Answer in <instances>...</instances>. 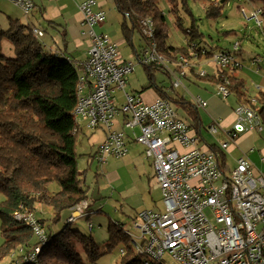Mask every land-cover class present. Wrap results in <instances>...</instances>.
I'll return each mask as SVG.
<instances>
[{"label": "built area", "instance_id": "obj_1", "mask_svg": "<svg viewBox=\"0 0 264 264\" xmlns=\"http://www.w3.org/2000/svg\"><path fill=\"white\" fill-rule=\"evenodd\" d=\"M10 1L25 14L35 6L34 0ZM94 3L95 0H85L79 4L91 46L79 75L75 132H81L83 126L92 131L105 128L107 136L95 154L100 163L109 157L122 159L133 141L143 145L145 156L153 160L156 174L152 189L162 191L164 210H142L133 219L131 226L138 230L141 240L138 243L137 237L129 233L134 251L164 264H264V169L255 171L250 159L242 155L236 159L235 168L226 173L220 153L232 145L231 141L217 144L216 151L204 142L201 133L179 114L169 99L157 97L147 102L140 94L127 93L126 78L134 71L135 64L121 56L118 44L108 35L95 31V25L105 19V12L94 11ZM259 14L260 10L253 17L260 26ZM141 25L148 41L142 48L140 62L164 64L168 66V73L186 76L187 62L182 65L183 71L176 72L159 53L153 39L154 20L142 19ZM33 32L39 37L43 35L38 28H33ZM231 48L211 55L218 68L229 72L244 65L241 43L237 41ZM197 72L202 76L208 73L202 66ZM180 84L177 77L173 87L178 88ZM215 85L222 97L227 99L231 95L227 78ZM118 91L125 98L120 106ZM195 101L198 106L207 105L200 97ZM262 104L255 95L237 106L236 122L227 132L232 140L246 131L264 130ZM209 130L211 134L220 132L216 121ZM86 208L87 201L79 203L69 220L82 216ZM16 217L30 223L41 244L45 243V228L34 213L18 212ZM89 227L94 226L90 223ZM40 249L41 245L36 246L22 260H35ZM121 253H125L124 248Z\"/></svg>", "mask_w": 264, "mask_h": 264}, {"label": "trees", "instance_id": "obj_2", "mask_svg": "<svg viewBox=\"0 0 264 264\" xmlns=\"http://www.w3.org/2000/svg\"><path fill=\"white\" fill-rule=\"evenodd\" d=\"M169 1L171 11L176 12L180 5L189 11V0ZM252 1L260 4V26L264 32V0ZM159 2L114 0L116 9L123 16L121 23L125 40L132 44L133 34L138 31L147 44L148 38L142 32L141 20L152 18L155 30L153 39L158 51L169 61H178L175 62L176 71H181L179 62L186 60L190 71L199 79L217 83L227 78L231 94H236L240 103L247 101L249 96L244 91L245 80L235 74L237 70L229 72L221 69L218 74L207 73L203 76L197 72L202 56H211L213 50L200 45L202 34L194 24L184 29L187 39L185 46L168 43L166 17ZM207 6L209 16L221 14L222 5L219 3L209 0ZM5 40L13 44L14 57L3 53ZM141 53L142 50L137 53L139 60ZM82 63L64 51L46 47L34 34L30 24L15 20L11 21L8 29H0V191L6 195V199L0 203L4 238L2 252L5 254L17 249L23 252L20 257H24L41 245L35 260L27 262L24 259L20 264H84L79 247L83 248L90 260H96L114 246L122 244L125 253L120 264H164L163 261L135 252L131 244L133 238L125 229V223L119 221L109 224L108 239L101 244L91 235L74 228L72 223L75 220L70 221L69 216L59 231L47 232L45 229L47 240L41 244L32 225L16 217L18 212L35 214L39 202L51 207L55 219H59L64 210L73 213L79 203L86 201L87 191L78 169L76 150V137L80 132H75L77 122L74 117ZM145 65L151 81L140 92L153 88L158 97L178 103L184 110L183 118L199 131L203 122L196 103L181 95H171L162 84L154 81L153 70L164 69L162 65ZM257 96L264 102V92ZM260 113L264 118L263 104ZM207 145L216 151L219 149L216 143ZM225 154L224 151L220 153L222 165ZM54 184L58 187L56 191L52 189ZM87 209H90L89 203ZM38 222L45 224L42 218Z\"/></svg>", "mask_w": 264, "mask_h": 264}, {"label": "rangeland", "instance_id": "obj_3", "mask_svg": "<svg viewBox=\"0 0 264 264\" xmlns=\"http://www.w3.org/2000/svg\"><path fill=\"white\" fill-rule=\"evenodd\" d=\"M211 1H215L222 5L221 14L219 16H209L207 14L209 0H189V11L180 5L176 9V12L171 11V3L169 0H160L159 6L166 17L168 43L177 47L185 46L187 44V39L184 29L194 24L202 34L203 41L200 45L205 46L208 50L217 52L223 49L231 50V46L239 41L245 58L258 60L257 63L259 65L260 73L264 74V32L262 27L258 25L257 19L253 17L254 12L260 10L259 2L252 0ZM13 4H10L9 6L12 7L13 10H17L21 16L22 22L26 23L23 11ZM111 14L118 22H116L115 25L110 26L108 34L110 35L111 40H119L123 35L121 23L123 21V16L116 7L112 9ZM260 17L261 15L259 14L258 18L261 19ZM1 20L4 24L0 26V29H8L10 24H8L3 17H0V21ZM143 45H145V40L138 31H135L133 34L132 44L127 40H121L119 42L121 56L125 60L135 64L134 71L128 74L126 78L128 79L126 92L130 94H138L151 81L146 70V65L141 63L137 58V53L141 52ZM2 47L5 55L9 57L15 56L14 46L10 41H3ZM169 62L170 65L172 64L171 67L175 68V62L178 61L174 60V63L171 61ZM184 62H186V60H184ZM184 62L182 61L179 63L183 65ZM200 62L201 65H199L197 69L202 66L205 71H209L213 74H218L219 70H221L216 66L213 59H211V56H202ZM162 66L164 69L153 70L154 81L158 84H162L173 96L183 95L190 101L193 100L194 96H203L205 89L211 86V84L213 86V83L199 79L196 74L191 73L188 67H185V71L190 75L184 77L180 75L176 76L172 72L168 74L166 73V71L169 72L168 66L164 64ZM182 69L183 67L181 70ZM239 73H241V71H239ZM246 76L245 74L242 76L246 83V92L253 94L254 87L251 84V78L247 74ZM177 77L180 78L181 84L178 88H172L173 82ZM152 89L153 88H148L142 92L148 94L147 92L152 91ZM116 94L119 106L124 104L125 98L122 91H118ZM250 94H247V96H252ZM227 100L231 112L240 104V102H238V96L234 93H232ZM171 104L174 108L178 109L180 115L184 117V110L178 105V103L171 101ZM200 112L203 117L202 134L205 138V143L221 144L223 141H231L232 145L225 150L226 154L223 158V169L226 173L229 174L230 170L235 168L238 156L245 155L247 157L251 156L250 158L252 159H264V130L249 131L248 133L237 137L234 141L227 132L233 128V125L236 122L235 114H232L228 119H214L211 117H208L207 119L205 111L202 109ZM187 121L189 122V120ZM214 121L217 122V125L220 128L218 134H211V131L209 130V126ZM104 135V127H99L92 131L89 127L83 126L82 132L76 137L78 169L82 173L83 186L87 191L86 201L90 204V209H87L82 216L77 217L72 223V226L85 234L91 235L96 242L103 244L109 236V224L111 222L119 221L125 223V229L130 234L137 237L139 243L141 241L138 239L139 232L136 228L131 226L133 219L138 217V214H140L142 209L149 210L151 208H159L164 210L162 191L150 187V178L155 176L156 167L152 162L153 160L149 158L146 161L147 168H145V170L141 167L135 169L134 165L131 163L125 164L127 161L129 162V160L125 161V158L109 157L108 161L100 163L98 158L95 157V154L99 145L103 141ZM248 136H251L252 139H247ZM122 164L131 170L132 176L135 178L134 182L136 187L131 188L127 193L123 192L120 196L117 193L119 191L115 184L110 183L107 176L111 175L110 173L112 170L117 169ZM52 189L56 191L58 189L57 185L54 184ZM115 190H117L115 195L109 198L108 196L110 192ZM115 198H118L119 200ZM5 199V193L0 191V203ZM36 206L35 216L38 219H44L45 224L41 225L47 232L59 231L66 223V219L72 215L70 210H64L60 214L59 219H55V212L51 207L39 202H37ZM90 223L94 226L91 231L89 227ZM3 242L4 238L2 236L0 220V264H17L18 261L20 262V260L23 259V257H20L23 252L16 251V249L3 254ZM122 246L124 245L118 244L114 246L110 252L100 255L96 260H90L82 247H79L78 249L81 253L84 264H120ZM102 248L104 250V245Z\"/></svg>", "mask_w": 264, "mask_h": 264}, {"label": "crops", "instance_id": "obj_4", "mask_svg": "<svg viewBox=\"0 0 264 264\" xmlns=\"http://www.w3.org/2000/svg\"><path fill=\"white\" fill-rule=\"evenodd\" d=\"M82 1L85 0H34V8L30 11L29 14L24 13L27 24H30L32 28L36 27L44 32V34L40 36L39 39L45 44L46 47L50 49H59L61 50V52L64 51L70 57L79 62L86 60L88 50L91 46V39L89 38L90 36L86 32V26L83 23L84 14L79 8V4ZM10 4H13V2H11L10 0H0V17L5 18L8 24H10L11 21L15 20L23 23L21 16L17 12V10H13V8L9 6ZM13 5L16 6L15 4ZM16 7L20 9L18 6ZM114 7H116L114 0H95V3L92 6L94 11L102 10L105 12V19L95 25V31L97 33H104L108 35L110 39L111 37L108 34V30H110V26H113L116 24V22H118L111 14V11ZM2 22L3 21L1 20L0 26L4 24ZM121 40H125L123 35L119 40H114L118 44V47ZM241 58L244 61V65L241 69L237 70L235 74H237L239 77H242L243 74H245L246 76L247 74L251 78V84L254 87L253 94L246 92V89L244 88L245 93L253 96L258 95L260 92H264V74L260 73L259 65L257 63L258 60L246 59L245 55H243V50ZM172 69L175 70L174 67ZM239 71H241V73H239ZM176 72H179V70ZM207 72L210 73L209 71ZM188 75L190 74L186 72V76L184 77H188ZM147 93L148 94L139 92L138 94H140L142 98L147 102H152L158 97L157 93L153 89L152 91H148ZM198 97L207 102V105L205 107L196 105L202 122L203 117L200 112V110L202 109L205 111L207 119L208 117L214 119H228V117L232 116V114H235L234 111H230L231 109L227 102L228 98L226 99L217 93L215 83H213V86L211 84V86L205 89V93L203 94V96H194L193 100L190 101L195 104V100ZM177 111L179 112V110ZM188 123L190 124V122ZM199 132L203 137L202 128L199 130ZM246 133L248 132L246 131L245 133L240 134V136ZM105 136H107L106 132L103 136V140ZM248 138L252 139L251 136H248L247 139ZM203 140L205 142L204 137ZM140 146L141 144H138L134 141L129 143V151L127 155L122 158H125V161L129 160V162L127 161L125 164L131 163L134 165L135 169L141 167L143 170H145V168H147L146 161L148 158H146L144 154V147ZM250 157L247 158L250 159L255 171H262L264 169V159H252ZM110 174L111 175L107 176V179H109L110 183L115 184L119 192H117V190L110 192L108 196L109 198L113 197L116 192L118 193V195H120L123 192L127 193V191H129L131 188L136 187L134 182L135 178L132 176L131 170L126 168L124 164H122L117 169L112 170ZM153 181L154 177L150 178V187H152ZM118 198L115 199L119 200Z\"/></svg>", "mask_w": 264, "mask_h": 264}]
</instances>
